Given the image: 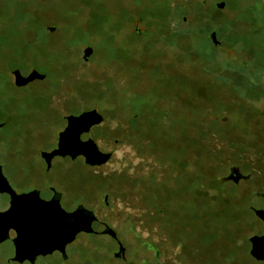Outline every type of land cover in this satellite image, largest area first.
<instances>
[{
	"label": "rangeland",
	"instance_id": "obj_1",
	"mask_svg": "<svg viewBox=\"0 0 264 264\" xmlns=\"http://www.w3.org/2000/svg\"><path fill=\"white\" fill-rule=\"evenodd\" d=\"M180 5L174 7V0H0V165L21 191L37 187L44 194L55 186L68 208L82 204L116 214L112 222L118 226L130 216L154 240L161 226L156 211H168L171 229L187 238L196 264H255L247 239L261 228L230 193L207 186L198 191L213 171L211 146L213 155L233 152L237 112L254 105L253 88L245 86L253 73L238 78L234 88L213 83L204 21L182 24L176 33L177 21L192 10ZM255 26L259 30L249 40L253 57L261 61L264 32L259 22ZM136 28L145 34L136 35ZM86 48L91 54L83 61ZM14 71L44 78L17 86ZM224 98L234 109L220 113L228 115L226 124L214 125L222 140L208 134L207 114L223 107ZM254 106L263 107V99ZM91 110L101 122L83 138H91L109 160L97 167H87L82 158L56 160L46 174L38 150L52 147L65 125L61 117ZM258 137L256 146L263 141ZM249 150L256 166L264 163V146ZM8 250V244L0 247V264H6Z\"/></svg>",
	"mask_w": 264,
	"mask_h": 264
},
{
	"label": "flooded vegetation",
	"instance_id": "obj_2",
	"mask_svg": "<svg viewBox=\"0 0 264 264\" xmlns=\"http://www.w3.org/2000/svg\"><path fill=\"white\" fill-rule=\"evenodd\" d=\"M136 2L142 3L144 0H136ZM180 4L192 10L188 16L181 17L177 21L176 33L182 24L204 21L207 31L204 43L208 49L206 64L210 72L214 73H210L213 80L215 79L213 83H218L217 86L219 85L218 87L222 89L234 88L240 85L242 78H247L251 75L250 73H253L252 78L245 80L247 81L245 86L253 88L250 101L254 105L258 99L264 101V41L261 43L263 57L260 61L253 57L254 51L249 40V35L259 30V28L255 29L257 22L260 23V29L264 32V0H174V7L180 8ZM135 34L144 35L145 32H140L136 28ZM222 102L223 107H212L207 114V117H211L208 123L210 125L208 134L212 133L218 139L223 137L219 135V128L214 126L218 125L216 121L221 124L229 121L227 114L220 113L232 112L234 109V106L225 98ZM254 105L248 106L249 110L244 107V112L238 111L243 108H237L240 122H238V128L233 127L235 137L231 139L232 142L228 141L233 147L231 154H227L229 152L225 150H219L213 155L212 146L209 149L213 171L202 181V183L206 182L205 185L199 184L198 191L202 192L201 190L207 186L210 190L230 193L227 195H231L237 201L240 211L249 213L255 228H261V232L247 239L250 245L249 259L255 264H262L264 263V246L257 241L253 248L251 240L264 237V163L256 166L254 160L248 158L250 153L246 154L249 149V151H258L260 145L264 146V106L258 108ZM92 111L95 110L78 115L71 113L61 117L65 125L57 132L52 147L49 150H46L47 148L38 150L39 159L46 174L54 170L56 160L70 159L75 162L82 158L87 167L100 166L87 164L82 155L74 158L68 154L49 157L54 151L59 150L60 134L67 128L68 118H77ZM96 125L98 124H93L87 132L79 134L78 143L91 141L96 145L91 138H83ZM2 127L3 124L0 123V129ZM215 130L217 133L214 132ZM251 134L254 137L247 139ZM257 135L263 136L259 146H256V140H259ZM52 140L50 139L49 145ZM46 141L48 143L47 139ZM96 147L98 148L97 145ZM262 159L264 160V153ZM178 164L176 160L173 166L178 167ZM257 170L261 172V177L256 176ZM0 172L13 192L12 198L4 187H0V196L5 202V206L0 208V231L6 232V239L0 243V247L4 244L9 245L6 264H196L191 252L193 249L187 238L181 232L176 233L171 229L170 226L174 223L166 216L168 211H156V214L160 216L158 220L161 226H159V239L154 240L149 234L144 235L143 229L138 230V226L131 222L130 216L125 217L127 224L118 226L112 222V216L115 220L116 214L111 216L110 213L102 214V211L88 209H86L88 211H78L80 207L85 209L82 204H76L72 209L68 208L63 201V194L57 191L55 186H48V192L44 194L37 187L21 191L6 177L2 165H0ZM104 204H108L107 196H105ZM85 212L90 213L91 216V232H77L70 242L60 240L65 227V216L77 213L76 219L73 220L78 227L84 225ZM53 229L58 234L52 235ZM200 264L212 263L204 260Z\"/></svg>",
	"mask_w": 264,
	"mask_h": 264
},
{
	"label": "water",
	"instance_id": "obj_3",
	"mask_svg": "<svg viewBox=\"0 0 264 264\" xmlns=\"http://www.w3.org/2000/svg\"><path fill=\"white\" fill-rule=\"evenodd\" d=\"M52 30L53 29L51 28L50 31ZM90 54H91V49L86 48L84 50V60H86ZM14 77H15V84L17 86H24L35 79L42 80L44 78L42 75H39L36 72H31L28 77L23 78L20 76V74L17 71L14 72ZM100 121H101V117L96 113V111L84 113L77 118L69 117L67 128L62 134H60L59 150L54 151L52 154L49 155V157L57 154L58 155L68 154L70 157L74 158L78 155H82L85 158L86 163L89 165H102L106 163L109 160L110 155L101 153L93 142L88 141L86 143H80V142L78 143L79 134L83 132H87L88 129L93 124H98ZM69 146L72 148L68 149L67 147ZM0 187H4L5 191L10 193L11 197L13 198V192L8 187V183L2 176L1 172H0ZM78 211H88V210L80 207ZM76 217H77V213L68 214L65 216V220H64L65 227L63 228V233H62L63 235L60 238V240L63 239L64 242H70L73 239L74 235L77 234V232L80 231H83L85 233L91 232L90 213L87 214V212H85L86 218L84 221V225H79L78 227H77V223L73 220L76 219ZM51 232L53 233V234L51 233L52 235L58 234L57 231L54 229ZM5 233H6L5 231L4 232L0 231V243L6 239ZM251 241L253 243V248H255L257 241L260 242L259 244L264 246V237L253 238ZM252 255H254L253 250H252Z\"/></svg>",
	"mask_w": 264,
	"mask_h": 264
}]
</instances>
